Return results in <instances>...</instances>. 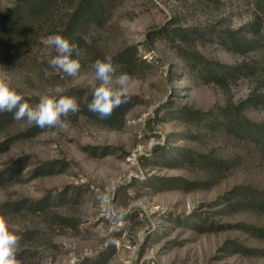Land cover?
I'll use <instances>...</instances> for the list:
<instances>
[{
    "label": "rangeland",
    "instance_id": "374dc122",
    "mask_svg": "<svg viewBox=\"0 0 264 264\" xmlns=\"http://www.w3.org/2000/svg\"><path fill=\"white\" fill-rule=\"evenodd\" d=\"M259 1L119 0L106 25L89 31L75 78L49 67L57 53L44 41L53 33L38 22L17 57H0L25 102L67 95L80 106L64 131L0 113V213L19 229V264H264V236L246 229L264 228V211L226 200L236 187L264 190V148L178 116L183 107L243 103L247 118L264 123ZM15 5L0 0V17ZM254 21L248 38L257 39L256 51H229L218 37ZM176 28L202 35L183 44L188 54L168 37ZM125 51H135L131 66L118 70L132 78L131 99L119 116L100 119L87 108L99 84L91 65L106 55L117 63ZM196 57L247 63L254 73L210 82ZM181 151L228 164L215 171L203 159L169 164L166 154Z\"/></svg>",
    "mask_w": 264,
    "mask_h": 264
},
{
    "label": "trees",
    "instance_id": "16d2710c",
    "mask_svg": "<svg viewBox=\"0 0 264 264\" xmlns=\"http://www.w3.org/2000/svg\"><path fill=\"white\" fill-rule=\"evenodd\" d=\"M119 0H16V5L6 10L0 17V57H17L18 53L26 47V40L33 30H37L34 22H38L40 28H49L53 34H60L74 42L83 51L89 43V31L93 28H101L110 20L118 6ZM208 3H217L220 0H203ZM258 7L264 14V0L258 2ZM257 20V19H256ZM255 20V21H256ZM255 21L236 32H224L218 36L229 51L250 52L258 49L256 38H248L255 30ZM52 26H50V25ZM36 27V28H35ZM197 38H202L195 30L185 31L182 28L173 29L168 36L170 40L178 42L176 45L179 55L186 53L184 43ZM134 52H122L116 59L120 66H131ZM205 67L210 82L225 84L232 77L239 75L248 76L254 73L251 65L242 63L238 66H226L219 63L208 64L203 58L194 59ZM123 106V104H122ZM121 106L116 108L111 116H119ZM179 118L184 122H206L238 140L249 143L256 149L264 148V123L253 122L244 115L243 103L237 107L227 106L212 112L194 110L192 107H183L178 111ZM125 116L123 111L122 118ZM187 152L171 155L168 152L169 164H176L178 160L186 159L199 161L203 159L212 171L226 166L223 163L211 160L209 155L193 153L189 157ZM237 162L236 157L232 159ZM229 206H237L242 211H264V190L252 186L236 187L232 197L226 198ZM248 232L264 236V228L257 229L254 226L246 227ZM244 251L246 249H243Z\"/></svg>",
    "mask_w": 264,
    "mask_h": 264
},
{
    "label": "clouds",
    "instance_id": "9594fccd",
    "mask_svg": "<svg viewBox=\"0 0 264 264\" xmlns=\"http://www.w3.org/2000/svg\"><path fill=\"white\" fill-rule=\"evenodd\" d=\"M44 43L53 47L57 53L49 59V67L75 78L81 70V58L84 55L78 45L60 34L49 35ZM91 67L99 84L92 91L87 108L100 119H107L116 108L130 101L132 78L126 72L118 74L120 65L110 55L95 60ZM63 91L59 87L55 89L57 94ZM79 111L77 100L67 95L45 94L35 105L25 102L22 94L13 86L8 71L0 68V113H12L14 120H26L29 125L42 130L64 131L70 126L69 115H75ZM57 134L55 131L51 133L53 137ZM18 231L17 225L0 213V264H19L17 253L21 236Z\"/></svg>",
    "mask_w": 264,
    "mask_h": 264
}]
</instances>
